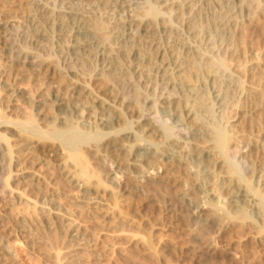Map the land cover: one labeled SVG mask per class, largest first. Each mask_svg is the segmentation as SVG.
Wrapping results in <instances>:
<instances>
[{
	"label": "bare ground",
	"instance_id": "1",
	"mask_svg": "<svg viewBox=\"0 0 264 264\" xmlns=\"http://www.w3.org/2000/svg\"><path fill=\"white\" fill-rule=\"evenodd\" d=\"M260 19L264 0H0V217L30 207V239L56 225L67 264L98 249L78 212L106 223L133 194L184 209L137 219L150 248L183 255L172 230L196 253L234 228L264 242V53L238 47Z\"/></svg>",
	"mask_w": 264,
	"mask_h": 264
},
{
	"label": "rangeland",
	"instance_id": "2",
	"mask_svg": "<svg viewBox=\"0 0 264 264\" xmlns=\"http://www.w3.org/2000/svg\"><path fill=\"white\" fill-rule=\"evenodd\" d=\"M248 33L250 38L238 40V47L242 53L240 59L247 58L251 51L261 49L264 53V19L252 23ZM0 59V63H3L1 48ZM26 87L37 94L34 86L27 84ZM5 99L6 94L0 87V101ZM27 110V115L32 117L33 110L31 108ZM1 112L0 106V114ZM91 173L94 171L91 170ZM53 181L55 188L51 189H55L56 192H66L71 198L77 195V191L65 184L64 180L53 179ZM162 188L165 192L172 193L169 186L163 184ZM115 190L119 192L118 188ZM26 192L35 194L33 189ZM128 199L130 204L120 200L121 205L111 210L109 221L106 223L95 216L98 212H78L77 217L85 227L87 236L97 241L98 249L75 264H264V242L244 234L246 228H234L222 234L211 233L210 236L217 250L211 254L196 253L187 249L186 235L181 230L164 233V240L173 241L178 247L184 248L183 255L178 250L162 251L158 248H150L147 245L148 230L139 226L137 219L142 216L154 219L157 216L162 223L167 224L174 219L175 213L182 214L184 209L177 200H173L171 206L165 209L145 203L139 194L129 195ZM118 201L114 196L107 199V203L111 205ZM2 202L4 201H0V213L6 209ZM64 204L73 207L74 202L64 199ZM28 211L30 207L29 210L23 207L14 209L13 213L27 214ZM31 213L34 215V211ZM17 214H14L13 222L10 223L5 221L6 218L0 217V246L2 249L5 246L7 250L3 249V253L0 252V264H67L63 261V247L67 239L63 231H60L56 225L49 227L47 223L39 220L38 223L31 222L34 238L19 236L15 229L19 218Z\"/></svg>",
	"mask_w": 264,
	"mask_h": 264
}]
</instances>
